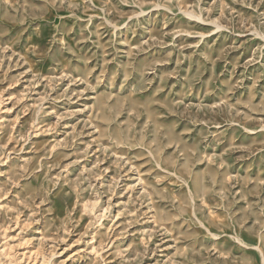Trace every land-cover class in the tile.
Wrapping results in <instances>:
<instances>
[{
  "label": "rangeland",
  "instance_id": "obj_1",
  "mask_svg": "<svg viewBox=\"0 0 264 264\" xmlns=\"http://www.w3.org/2000/svg\"><path fill=\"white\" fill-rule=\"evenodd\" d=\"M0 264H264V0H0Z\"/></svg>",
  "mask_w": 264,
  "mask_h": 264
}]
</instances>
